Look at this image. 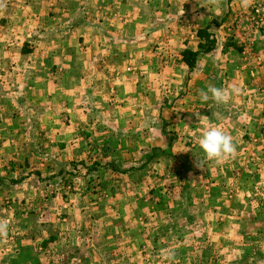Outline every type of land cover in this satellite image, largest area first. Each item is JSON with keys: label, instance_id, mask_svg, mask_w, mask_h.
Wrapping results in <instances>:
<instances>
[{"label": "rangeland", "instance_id": "obj_1", "mask_svg": "<svg viewBox=\"0 0 264 264\" xmlns=\"http://www.w3.org/2000/svg\"><path fill=\"white\" fill-rule=\"evenodd\" d=\"M171 2L0 0V264H264V0L245 53L209 17L250 91L201 109L172 90L196 29Z\"/></svg>", "mask_w": 264, "mask_h": 264}, {"label": "crops", "instance_id": "obj_2", "mask_svg": "<svg viewBox=\"0 0 264 264\" xmlns=\"http://www.w3.org/2000/svg\"><path fill=\"white\" fill-rule=\"evenodd\" d=\"M180 5V10L170 13H178L179 18L173 19L172 22L180 21V25H183V31H186V27L192 25L196 29L194 36L186 37V40L177 46H182L183 50L173 54L174 60L178 62L179 71L174 68V71L168 70L169 77L172 79V84L178 85V83L183 79V88H175L174 91H183L187 98H189V107L201 109L205 107V101L202 100V93L207 92L210 87H217L223 89L236 88L239 91L235 94H242L246 91H250V70H242L245 68L243 65V58L238 50L230 49L223 52L219 49H226L222 47V42L216 40L213 42L212 49L208 52H199L195 55L193 60V65L190 67L187 65L184 59L185 49L191 51H198L200 43L205 42V39H201L198 35L201 30H209L211 28L212 20L209 18L211 15L222 14L223 11L226 12H241L250 7V0H175L174 4ZM171 2L170 7H174ZM181 13L183 14L181 16ZM186 14V16L184 15ZM226 46V43L225 45ZM219 51V52H218ZM176 70V71H175ZM180 73V75H179ZM231 73V76L229 75ZM233 74V76H232ZM182 75V76H181ZM233 77L231 79H228ZM178 87V86H177ZM233 94V95H235ZM248 99L247 104L250 102ZM243 104L242 108H250V105ZM201 115L200 113L196 116ZM2 155V160H0V165H4V156ZM1 157V156H0Z\"/></svg>", "mask_w": 264, "mask_h": 264}, {"label": "clouds", "instance_id": "obj_3", "mask_svg": "<svg viewBox=\"0 0 264 264\" xmlns=\"http://www.w3.org/2000/svg\"><path fill=\"white\" fill-rule=\"evenodd\" d=\"M238 91L236 88L210 87L207 92L202 93V100L207 102L211 98L216 103H225ZM198 143L204 156L209 161L226 160L235 152L232 137L219 127L205 128L199 136ZM166 256L168 259L174 258L175 250L170 249Z\"/></svg>", "mask_w": 264, "mask_h": 264}, {"label": "built area", "instance_id": "obj_4", "mask_svg": "<svg viewBox=\"0 0 264 264\" xmlns=\"http://www.w3.org/2000/svg\"><path fill=\"white\" fill-rule=\"evenodd\" d=\"M226 21L223 27L224 30L230 32L232 38L237 41V44L242 47V52L245 53V49L247 50L250 48V41L246 37L240 40V38H242L241 34L245 32L250 34V24H252L253 27L259 24L261 21L259 8L254 6L251 12L250 7L241 12H231L228 14Z\"/></svg>", "mask_w": 264, "mask_h": 264}, {"label": "trees", "instance_id": "obj_5", "mask_svg": "<svg viewBox=\"0 0 264 264\" xmlns=\"http://www.w3.org/2000/svg\"><path fill=\"white\" fill-rule=\"evenodd\" d=\"M206 31H207L206 29L201 30L200 34H198L201 37V39L203 38L205 39V42L200 43L198 51H190V50L184 51V59L187 65L190 67L193 65V60L195 58V55H197L199 52H208L213 47V40L209 39L210 37L209 33H206Z\"/></svg>", "mask_w": 264, "mask_h": 264}]
</instances>
